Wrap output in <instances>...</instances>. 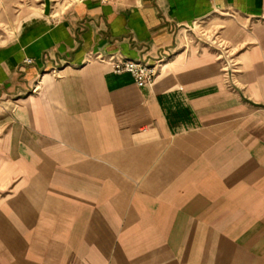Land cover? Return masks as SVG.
Instances as JSON below:
<instances>
[{
	"label": "crops",
	"instance_id": "crops-1",
	"mask_svg": "<svg viewBox=\"0 0 264 264\" xmlns=\"http://www.w3.org/2000/svg\"><path fill=\"white\" fill-rule=\"evenodd\" d=\"M0 24V264H264V0H0ZM162 52L143 89L107 63Z\"/></svg>",
	"mask_w": 264,
	"mask_h": 264
},
{
	"label": "built area",
	"instance_id": "built-area-1",
	"mask_svg": "<svg viewBox=\"0 0 264 264\" xmlns=\"http://www.w3.org/2000/svg\"><path fill=\"white\" fill-rule=\"evenodd\" d=\"M171 56L168 52H162L158 57L156 64L150 65L143 62H134L125 60L122 58H111L108 62L102 58H98L101 62H107L114 73L116 74H129L134 79L136 86L140 89L151 86L155 79L157 78L158 70L161 64L166 61ZM30 64V61L27 60ZM224 81L229 86H235V81L233 80V74L237 72L236 65L232 64L230 61L225 62L223 68Z\"/></svg>",
	"mask_w": 264,
	"mask_h": 264
},
{
	"label": "rangeland",
	"instance_id": "rangeland-1",
	"mask_svg": "<svg viewBox=\"0 0 264 264\" xmlns=\"http://www.w3.org/2000/svg\"><path fill=\"white\" fill-rule=\"evenodd\" d=\"M4 27L0 24V30H2ZM196 31L200 34V37L201 38H206V36H208V31H209V28H206V25L203 23H199L196 25ZM203 36V37H202ZM218 42L215 46H218ZM222 49V48H221Z\"/></svg>",
	"mask_w": 264,
	"mask_h": 264
},
{
	"label": "water",
	"instance_id": "water-1",
	"mask_svg": "<svg viewBox=\"0 0 264 264\" xmlns=\"http://www.w3.org/2000/svg\"><path fill=\"white\" fill-rule=\"evenodd\" d=\"M46 8H45V14L47 15L49 13V2H45Z\"/></svg>",
	"mask_w": 264,
	"mask_h": 264
}]
</instances>
